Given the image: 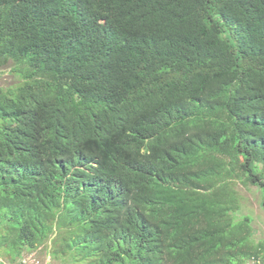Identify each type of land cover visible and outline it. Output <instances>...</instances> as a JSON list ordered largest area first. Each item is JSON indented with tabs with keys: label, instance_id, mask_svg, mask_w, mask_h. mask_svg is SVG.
<instances>
[{
	"label": "trees",
	"instance_id": "trees-1",
	"mask_svg": "<svg viewBox=\"0 0 264 264\" xmlns=\"http://www.w3.org/2000/svg\"><path fill=\"white\" fill-rule=\"evenodd\" d=\"M9 62V260L48 240L70 264L264 260L235 191L264 207V0H0Z\"/></svg>",
	"mask_w": 264,
	"mask_h": 264
},
{
	"label": "rangeland",
	"instance_id": "rangeland-1",
	"mask_svg": "<svg viewBox=\"0 0 264 264\" xmlns=\"http://www.w3.org/2000/svg\"><path fill=\"white\" fill-rule=\"evenodd\" d=\"M13 65L12 62H9L7 65L0 67V88H11L20 82L19 76L14 72H11ZM235 191L237 192V197L240 203L239 214L251 217L253 239L256 243H261L264 246V207L262 206L261 192L256 186H247L239 182L235 185ZM1 242L10 248L8 247V251L7 249L0 247V258L15 263L14 261L9 260L15 258L17 255L14 245H11V242H7L5 239ZM51 248V241L48 240L44 244L39 245L36 249H26L24 252L25 255H23L30 258H37L43 264H70L67 259L54 257L50 251Z\"/></svg>",
	"mask_w": 264,
	"mask_h": 264
},
{
	"label": "built area",
	"instance_id": "built-area-1",
	"mask_svg": "<svg viewBox=\"0 0 264 264\" xmlns=\"http://www.w3.org/2000/svg\"><path fill=\"white\" fill-rule=\"evenodd\" d=\"M4 264H43V263H41V261L38 260L37 258H30V257L23 256L15 263L5 262ZM249 264H264V260H262L261 258L256 260L254 258L249 262Z\"/></svg>",
	"mask_w": 264,
	"mask_h": 264
},
{
	"label": "crops",
	"instance_id": "crops-1",
	"mask_svg": "<svg viewBox=\"0 0 264 264\" xmlns=\"http://www.w3.org/2000/svg\"><path fill=\"white\" fill-rule=\"evenodd\" d=\"M19 260V258L17 259V260H15L14 262H16V261H18ZM5 261H7V260H5L4 258H0V263L1 264H4L5 263ZM7 262H9V261H7Z\"/></svg>",
	"mask_w": 264,
	"mask_h": 264
}]
</instances>
